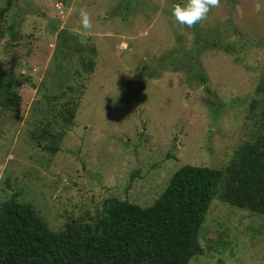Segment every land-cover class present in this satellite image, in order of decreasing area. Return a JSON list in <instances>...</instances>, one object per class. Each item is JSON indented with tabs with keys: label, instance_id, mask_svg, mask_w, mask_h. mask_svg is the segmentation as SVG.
<instances>
[{
	"label": "rangeland",
	"instance_id": "374dc122",
	"mask_svg": "<svg viewBox=\"0 0 264 264\" xmlns=\"http://www.w3.org/2000/svg\"><path fill=\"white\" fill-rule=\"evenodd\" d=\"M177 2L11 0L0 212L16 192L55 231L95 228L111 196L150 206L185 164L225 169L247 143L264 152V0H220L194 28L175 21ZM199 239L189 264H264V214L251 208L216 196Z\"/></svg>",
	"mask_w": 264,
	"mask_h": 264
},
{
	"label": "trees",
	"instance_id": "16d2710c",
	"mask_svg": "<svg viewBox=\"0 0 264 264\" xmlns=\"http://www.w3.org/2000/svg\"><path fill=\"white\" fill-rule=\"evenodd\" d=\"M7 3L0 17L11 0ZM93 66L87 63L89 70ZM256 92L264 95V72ZM262 115L264 123V109ZM259 149L258 142L243 145L225 169L183 165L150 206L111 196L97 226L79 231L51 229L15 192L1 204L0 264H189L201 249L200 228L216 196L264 214V152Z\"/></svg>",
	"mask_w": 264,
	"mask_h": 264
},
{
	"label": "clouds",
	"instance_id": "9594fccd",
	"mask_svg": "<svg viewBox=\"0 0 264 264\" xmlns=\"http://www.w3.org/2000/svg\"><path fill=\"white\" fill-rule=\"evenodd\" d=\"M220 0H180L172 6L171 12L175 21L187 28H194L207 18L213 8H220ZM262 5L257 3L255 10L260 12ZM80 28L85 31L93 30L92 18L85 8L79 10ZM79 34V33H77Z\"/></svg>",
	"mask_w": 264,
	"mask_h": 264
}]
</instances>
